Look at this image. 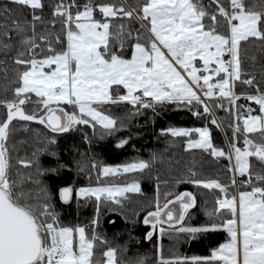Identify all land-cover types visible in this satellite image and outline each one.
Returning a JSON list of instances; mask_svg holds the SVG:
<instances>
[{"label":"snow or ice","instance_id":"obj_1","mask_svg":"<svg viewBox=\"0 0 264 264\" xmlns=\"http://www.w3.org/2000/svg\"><path fill=\"white\" fill-rule=\"evenodd\" d=\"M8 5L0 19L11 14V5L28 12L31 19L0 24V53L15 52L11 60L16 73L12 98L0 99L5 110L0 120V264H145L139 256H118V250L96 231L101 207L122 206L127 194L141 192L140 184L80 188V198H95L96 215L90 226H63L41 179L50 170L39 165L40 155L56 156L50 147L56 139L48 138L31 157L18 156L13 162L14 146L10 148L9 141L14 121L40 124L53 134L78 126L99 128L103 137L122 127V121L105 110L108 105H129V115H138L143 114L141 109L156 112L157 106L176 104L200 118L211 114L209 103L233 114L228 152L214 146L209 127L173 128L166 134L189 138L186 150L199 149L228 160L232 186L239 175L250 190L240 191L238 197L229 195L220 182L196 179L197 173L190 170V178L183 182L219 190L224 198L217 200L218 209L226 210L228 218L218 224L209 213V223L185 226L197 196L190 191L174 197L165 193L163 204L157 199L155 210L143 219L151 228L146 238L152 240L157 230L163 235L165 225L188 239L222 229L229 240L209 258H166L158 249L157 264H264V84L243 67L247 46L264 52V0H138L135 5L128 0H56L48 22L53 29L60 25L55 37L48 29L37 31L45 23L44 10L49 7L45 0H8ZM137 23L139 27H133ZM126 47L131 48L130 57ZM248 59L256 62L254 56ZM237 82L255 94H237ZM241 99L258 105V114L237 104ZM209 123L220 127L215 119ZM126 144L121 140L115 146ZM20 167L34 168L35 174H22ZM149 167L138 161L101 171L109 177L142 173ZM26 185L35 187L29 190ZM72 192L65 187L59 197L68 203ZM170 205L179 206L178 216Z\"/></svg>","mask_w":264,"mask_h":264},{"label":"trees","instance_id":"obj_2","mask_svg":"<svg viewBox=\"0 0 264 264\" xmlns=\"http://www.w3.org/2000/svg\"><path fill=\"white\" fill-rule=\"evenodd\" d=\"M49 7L44 10V25H38L37 31L43 33L48 29L52 36L60 33V25L51 28L49 21L51 6L56 0H45ZM107 2V0H99ZM120 3L122 0H111ZM135 5L138 0H128ZM9 6L8 0H0V12ZM10 15L0 19V24H10L12 19L21 23L30 20V14L21 11L16 6H10ZM139 27V24L133 25ZM0 31H3L0 28ZM143 31V30H142ZM146 36L147 32L144 33ZM59 48V45H57ZM131 48L126 47L125 54L130 57ZM0 53V60H6L0 64V99H11L12 89L16 86L12 81L16 78L15 65L12 64L11 56ZM256 57L253 63L248 57ZM244 59V71L256 76L257 82L264 84V52L251 45L247 46V54ZM235 91L244 96L255 94L254 90L237 82ZM237 104L253 108L258 112V105L241 99ZM229 105L225 101V107ZM31 110L34 105L26 106ZM129 105H108L105 110L118 121H122L120 130L110 136H101L102 129L93 130L86 126H78L77 130L63 134H53L43 125L14 121L15 131L9 141V147L14 146L12 151L13 162L16 158H29L37 147L54 137L56 144L50 146L56 152V156L42 154L39 157V165L43 169H49L41 177L50 194V203L57 213L63 226H90L96 215L95 198H80L77 194L80 188L123 186L137 181L140 184V193H129L128 199L123 200L122 206L105 203L100 210L99 225L96 231L108 241V246L118 250V256H139L145 264H157L158 249H162L166 258L175 256L208 258L211 253L224 244L228 234L224 230L198 235L196 239H188L185 234L168 230L161 235L157 230L152 240L146 238V233L151 230L150 226L143 224V219L149 211L155 210L156 200L163 204L165 193H177L185 191L193 192L197 196V206L190 210L189 217L185 219V226H201L209 223V213L214 215L211 221L218 224L228 218L226 210H219L217 200L224 198L219 190H207L197 188L191 183H185L190 178V170L197 173L196 179L216 180L226 186L229 195H235L238 191L250 190L247 184L232 186L233 174L228 171L229 161L224 158H214L199 149L186 150V137H173L168 133L172 128H202L209 127L212 132L213 144L218 149L228 152L226 140L232 137V127L235 123L233 114L214 107L209 103L210 115H202L200 118L192 115V112L183 105L168 104L157 106L156 112L151 109H141L143 114L129 115ZM198 107V106H197ZM202 112V108L199 109ZM235 109H233V112ZM5 110L0 108V120H3ZM215 119L221 121L226 133L220 127L211 125L209 121ZM121 140L127 144L122 148L115 145ZM24 141V143H21ZM144 161L150 167L140 173H121L115 176L104 177L103 167L123 166L129 163ZM97 167L94 169L92 165ZM55 171H51V170ZM22 174L35 169L19 168ZM239 180L244 178L236 177ZM31 190L34 185H26ZM65 187L73 189L72 198L64 203L59 197V190ZM173 197H168L169 199ZM114 221V223H113ZM90 230V227H89ZM104 250L103 246L98 252ZM210 264H223L222 261H210Z\"/></svg>","mask_w":264,"mask_h":264},{"label":"rangeland","instance_id":"obj_3","mask_svg":"<svg viewBox=\"0 0 264 264\" xmlns=\"http://www.w3.org/2000/svg\"><path fill=\"white\" fill-rule=\"evenodd\" d=\"M65 107L67 108V106H65ZM217 122H218V121H217ZM218 124L220 125V128L223 130V132L226 133V131H225L224 127H223L222 122L219 121ZM172 129H173V128H172ZM175 129L193 130V129H195V128H175ZM193 138H198V137H196V134H195V133L193 134ZM188 140H189V138H187V142H188ZM187 142H186V146H187ZM226 143H227L228 150H230V149H229V143H230V141H229V140H228V141L226 140ZM238 146H242V140L238 142ZM123 166H124V165H123ZM119 167H122V166L119 165V166L112 167V168H119ZM118 174H121V173H118ZM237 176L240 177L239 175H237ZM242 191H244V190H242ZM239 192H240V191L237 190V193L235 194L237 197H238V195H239ZM170 207H172V208L175 210L177 216L180 214V209H179V206H178V205H170ZM228 240H229V239H228ZM228 240H227L225 243H227ZM225 243H224V244H225ZM222 245H223V244H222ZM222 245H221V246H222ZM221 246H220V247H221ZM218 249H219V248H217L216 250H218ZM214 251H215V250H214ZM210 256H211V255H210ZM208 258H209V257H208Z\"/></svg>","mask_w":264,"mask_h":264},{"label":"built area","instance_id":"obj_4","mask_svg":"<svg viewBox=\"0 0 264 264\" xmlns=\"http://www.w3.org/2000/svg\"><path fill=\"white\" fill-rule=\"evenodd\" d=\"M226 58H227V57H226ZM206 102H207V101H206ZM253 114H254V115H255V114H258V112L254 111ZM236 181H237V183H236V187H239V185L241 184V180H239L238 178H236Z\"/></svg>","mask_w":264,"mask_h":264},{"label":"water","instance_id":"obj_5","mask_svg":"<svg viewBox=\"0 0 264 264\" xmlns=\"http://www.w3.org/2000/svg\"><path fill=\"white\" fill-rule=\"evenodd\" d=\"M71 200V199H70Z\"/></svg>","mask_w":264,"mask_h":264}]
</instances>
